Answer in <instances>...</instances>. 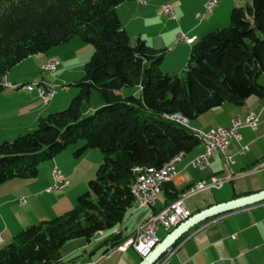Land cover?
<instances>
[{
	"label": "trees",
	"instance_id": "16d2710c",
	"mask_svg": "<svg viewBox=\"0 0 264 264\" xmlns=\"http://www.w3.org/2000/svg\"><path fill=\"white\" fill-rule=\"evenodd\" d=\"M127 1L0 0V95L4 77L32 56L77 37L94 50L70 105L42 117L34 131L0 144V186L36 178L42 163L80 141L76 156L98 149L103 157L77 205L23 230L0 249V264H57L68 242L114 234L134 207L136 171L161 169L201 144L168 117L192 121L226 103L264 98V0L234 8L227 28L196 42L185 76L162 71L165 51L132 41L117 11ZM130 88L141 96L125 95ZM93 91L104 105L87 114ZM163 190L171 203L181 196L170 183ZM114 236L110 241L117 248L125 240Z\"/></svg>",
	"mask_w": 264,
	"mask_h": 264
},
{
	"label": "crops",
	"instance_id": "0c3cea01",
	"mask_svg": "<svg viewBox=\"0 0 264 264\" xmlns=\"http://www.w3.org/2000/svg\"><path fill=\"white\" fill-rule=\"evenodd\" d=\"M210 0H129L117 11L132 41L140 39L150 48L165 51L161 65L168 74L185 72L193 45L207 34L227 28L234 8L242 7L243 0H218L210 13L206 7ZM247 4L248 0L246 1ZM250 2V0H249ZM170 5L179 20L173 21L164 14L163 6ZM181 34L195 38L193 45L180 40ZM66 47H70L66 48ZM71 52L88 53L81 65H86L94 50L77 38L58 46L32 67L31 79L40 85L72 83L63 73L71 68ZM40 55L28 58L29 60ZM28 59L24 60L28 61ZM49 62L57 63L54 72L47 76L41 69ZM21 64V63H20ZM17 67V66H16ZM39 71L44 77L38 75ZM9 73L14 84L25 83L26 74ZM48 77H51L48 79ZM264 86V75L260 78ZM51 86V85H50ZM69 89L44 103L36 91L25 89L5 90L0 95V144L34 131L42 117L65 110L78 95ZM250 113L259 116L256 127H241V141H232L227 153L234 157L231 167L233 177L221 189L206 191L186 200L192 217L221 204L264 192V98L251 97L244 105L226 103L198 118L189 126L203 132L222 127L230 128L236 119L245 121ZM83 141L68 147L54 159L39 166L38 176L31 180L14 179L0 186V249L14 242L15 237L30 226L58 218L71 211L81 195L88 191L89 182L95 179L102 155L96 150L76 156L75 151ZM248 147L245 154L240 151ZM205 146L200 144L185 154L175 165V176L170 187L182 195L187 189L211 177L225 176V157L216 152L208 167L194 166L192 161L201 156ZM58 167L70 182L65 191L48 193L53 184V170ZM25 200L20 204V200ZM166 192L159 196L156 210L170 204ZM145 209L132 207L118 227L123 242L127 243L146 216ZM175 230V229H174ZM172 231L160 228L157 235L162 242ZM112 232L97 234L92 240L77 239L61 249V261L57 264H141L143 258L133 249L120 252L122 245L112 248ZM160 242V243H161ZM163 264H264V202L218 215L197 225L187 232L171 250L160 259ZM159 261V262H160Z\"/></svg>",
	"mask_w": 264,
	"mask_h": 264
},
{
	"label": "built area",
	"instance_id": "2783aa9c",
	"mask_svg": "<svg viewBox=\"0 0 264 264\" xmlns=\"http://www.w3.org/2000/svg\"><path fill=\"white\" fill-rule=\"evenodd\" d=\"M218 0H211L207 6V12H212L216 7ZM164 14L168 15L171 19H176L174 11L168 6H164ZM180 40L192 45V40L195 38H188L185 34H181ZM57 63L49 62L42 67L45 72L55 71ZM3 87L5 90H19L25 89L28 91H37L39 97L44 103L50 102L59 91L68 90L66 87H52L32 84H14L10 81L9 76L6 75L3 79ZM259 124V116L255 113H250L247 119L243 122L240 119L233 121L230 128H216L209 132H203L196 129L197 133L202 135V144L205 145V152L194 159L192 164L194 166L205 168L209 166V162L216 152H220L225 157L224 173L225 176H214L209 180H203L195 184L184 192L174 203L161 209V214L151 215V207L157 206L159 196L163 192V188L167 183H171L174 176L175 165H168L163 169L162 178H150V177H136V187L139 188L140 198L147 199V208L144 210L146 216L142 221V224L137 228L133 236L127 243L122 244V250L120 252H126L128 249L133 248L143 259H145L154 248L161 242L158 238V231L160 228H164L167 231H172L179 225L188 220L192 215L186 205V200L197 194H201L206 191L215 189H221L224 184L232 177L231 167L235 164L234 157L227 153V149L232 141H241L242 137L239 133L241 127H256ZM186 127H190L189 124ZM248 150V147H243L240 153L243 155ZM184 155H182L183 157ZM177 164V163H176ZM140 168V167H138ZM53 185L47 190L48 193L63 191L68 188L69 181L62 174L58 167L53 170ZM25 200H20V204H24ZM1 241V239H0ZM156 264H163V261Z\"/></svg>",
	"mask_w": 264,
	"mask_h": 264
},
{
	"label": "rangeland",
	"instance_id": "374dc122",
	"mask_svg": "<svg viewBox=\"0 0 264 264\" xmlns=\"http://www.w3.org/2000/svg\"><path fill=\"white\" fill-rule=\"evenodd\" d=\"M211 1V0H210ZM209 1V2H210ZM247 0H243L241 3H243L244 2V4L242 5V7H246L248 4H247V2H246ZM251 1V0H250ZM248 3H250L249 2V0H248ZM209 4V3H208ZM165 6V5H164ZM164 6H163V8H164ZM170 8H171V6L170 5H168ZM208 6V5H207ZM172 9V8H171ZM173 10V9H172ZM174 11V10H173ZM206 11H207V7H206ZM163 12H164V9H163ZM211 13V12H210ZM168 16V15H167ZM171 20H173V21H179L178 19H177V17H176V19L174 20V19H171ZM230 25V24H229ZM77 40H79V38L77 37ZM81 40V39H80ZM82 41V40H81ZM83 42V41H82ZM84 43V42H83ZM90 46L91 48H93L91 45H87L86 43H84V46ZM66 48H69L70 49V47H66ZM54 49V48H53ZM51 51V50H50ZM49 52V51H48ZM43 53V54H45V55H40V56H36V57H34V58H32V59H28V61H25V62H22L21 64H19V65H17V67H15L12 71H14L13 72V74H26V75H28L30 78L27 80V82H25V83H29V84H32V85H40L41 83V81H37L36 80V78L34 79V77H32V79H31V73H32V67H33V65L37 62V61H40V60H42L43 59V57H45V56H47L49 53ZM69 57H71V68H69V69H67L66 71H65V74L63 73V76L65 77V78H71L72 77V81H74V80H77V81H79V80H81L83 77H84V68H85V64L84 65H81L80 66V64H81V62H84V59L86 60V58L88 57V53H85V52H81L80 53V55L78 56V55H76L75 54V52H71L70 53V55H69ZM48 64V63H47ZM44 65H46V64H44ZM43 65V66H44ZM42 66V67H43ZM42 67H41V69H42ZM57 68V67H56ZM161 69H162V67H161ZM56 70V69H55ZM11 71V72H12ZM43 71V70H42ZM44 72V71H43ZM52 72H54V71H52ZM52 72H47V71H45L44 73L47 75V76H49L50 75V73H52ZM38 75L40 76V77H44V76H46V75H42L41 74V72L39 71V73H38ZM182 76H185V74L184 73H182L181 74ZM49 78H51V77H48V79ZM76 83V82H75ZM74 82H72V83H60V84H54V83H52V84H50L52 87H61V86H64V87H66L68 90L69 89H73V90H78V87H76L74 84H75ZM19 85H22V84H19ZM49 85V86H50ZM68 90H62V89H59V91L56 93V95L57 94H63V92H66V91H68ZM36 91V90H35ZM37 92V91H36ZM38 93V92H37ZM130 94H134V95H137L138 97H140L141 96V92L139 91V89L138 88H130V89H127L126 91H125V95H130ZM55 95V96H56ZM49 103V102H48ZM89 105H90V110L88 111V113L87 114H90L91 112H94V111H96L97 109H99L100 107H102L103 105H104V103H103V101H102V99H101V97H100V95L98 94V92L97 91H93V94H92V97H91V102L89 103ZM81 142V141H80ZM84 142V141H83ZM71 146H74V145H71ZM91 151H89V152H92V150H96L97 152H99V154H101L102 155V153H101V151L100 150H98V149H90ZM102 160H103V157H102ZM101 163H102V161H101ZM100 163V164H101ZM61 171V170H60ZM62 172V171H61ZM97 173V172H96ZM63 174V173H62ZM64 175V174H63ZM97 176V175H96ZM67 178V177H66ZM96 178V177H95ZM68 180V179H67ZM69 181V180H68ZM53 183H54V181H53ZM53 185V184H52ZM69 185H70V182H69ZM69 187V186H68ZM68 189V188H67ZM66 190V189H65ZM65 190H63V191H65ZM113 234V233H112ZM120 234V233H119ZM119 234H117V235H119ZM113 235H115V234H113ZM1 249H3V248H1Z\"/></svg>",
	"mask_w": 264,
	"mask_h": 264
},
{
	"label": "water",
	"instance_id": "95a60500",
	"mask_svg": "<svg viewBox=\"0 0 264 264\" xmlns=\"http://www.w3.org/2000/svg\"><path fill=\"white\" fill-rule=\"evenodd\" d=\"M264 202V192L256 195L239 198L237 200L228 202L226 204L211 207L202 213L191 217L186 222L179 225L173 232H171L156 248L143 260L141 264H156L160 259L172 249V247L191 229L214 218L218 215L225 214L237 209L248 207L257 203Z\"/></svg>",
	"mask_w": 264,
	"mask_h": 264
},
{
	"label": "bare ground",
	"instance_id": "6f19581e",
	"mask_svg": "<svg viewBox=\"0 0 264 264\" xmlns=\"http://www.w3.org/2000/svg\"><path fill=\"white\" fill-rule=\"evenodd\" d=\"M196 40H192V45L195 43ZM168 119H170L171 121H174L176 123H179L180 125H183L185 128H188L195 136L196 138L201 142L202 144V135L201 133H197L195 130H193L190 127H186L189 124V121L182 118L181 116L178 115H174L171 117H168ZM205 146V145H204ZM205 152V151H204ZM181 154L180 156L174 158L173 160H171L168 164H166L163 168L161 169H155V168H140L136 171V176H135V181H136V177L142 176V177H150V178H162L163 177V169L167 168L168 165H176V163H178L180 161V159L182 158ZM188 190V189H187ZM186 190V191H187ZM185 191V192H186ZM184 193V192H183ZM182 193V194H183ZM132 194L134 196V207L138 208V209H146L147 208V199L145 198H140V194H139V188L136 187V183L134 182L133 186H132ZM176 201V200H175ZM174 203V202H173ZM161 214V210L156 211V206H152L151 207V215H159ZM192 217V216H191ZM190 217V218H191ZM189 218V219H190ZM187 221V220H186ZM185 221V222H186ZM142 224V223H141ZM140 224V225H141ZM139 225V226H140ZM176 229V228H175ZM121 231L120 229H116L114 231V234H119ZM130 240V239H129ZM1 242V241H0ZM160 244V243H159ZM156 248V247H155ZM154 248V249H155Z\"/></svg>",
	"mask_w": 264,
	"mask_h": 264
}]
</instances>
